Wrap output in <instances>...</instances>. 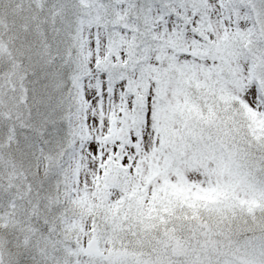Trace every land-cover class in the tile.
<instances>
[{
    "label": "snow or ice",
    "instance_id": "obj_1",
    "mask_svg": "<svg viewBox=\"0 0 264 264\" xmlns=\"http://www.w3.org/2000/svg\"><path fill=\"white\" fill-rule=\"evenodd\" d=\"M0 264H264V0H0Z\"/></svg>",
    "mask_w": 264,
    "mask_h": 264
}]
</instances>
